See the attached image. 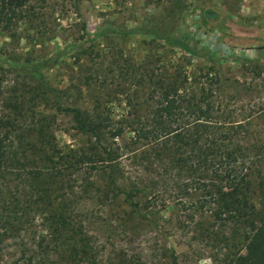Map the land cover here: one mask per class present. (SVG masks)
<instances>
[{"label": "trees", "instance_id": "obj_1", "mask_svg": "<svg viewBox=\"0 0 264 264\" xmlns=\"http://www.w3.org/2000/svg\"><path fill=\"white\" fill-rule=\"evenodd\" d=\"M32 1L0 0V28L8 30L13 22L25 19ZM183 9V0H162L156 15H149L145 23L110 32L140 36L152 45L210 59L211 52L178 26ZM107 31L84 32L78 48L91 52L93 42ZM65 48L18 64L0 59V69L6 65L28 81L26 89H14L13 96L6 98L0 88V244L19 240L23 264H144L121 248L100 261V250L92 245L84 221L74 210L75 202L95 187L93 180L99 177L98 197L111 204L121 198L131 208L118 216L120 223L114 228L143 217L135 199L145 198L147 191L139 188L141 181L124 177L121 160L130 151L117 143L130 133L131 158L137 165L150 167L151 216L157 207L166 208L162 198L167 194L173 207L189 212L190 221L197 214L204 216L197 227L206 237L240 243L241 249L227 264H264V150L239 142L247 137L249 122L245 117L236 120L222 109L215 95L216 76L200 68L188 70L186 62L171 64L157 54L150 55L148 69L144 56L117 72L116 78L130 82L113 85L111 94L131 89L125 100L131 108L145 112L114 120L101 111L100 102L91 110L63 106L60 92L48 86L44 72L75 45ZM90 52L83 50L80 55L89 60ZM109 63L122 69L113 56ZM96 79L89 74L84 85L89 87ZM47 105L69 117L86 145L57 148L42 113ZM150 224L155 225L153 218ZM226 231L227 237L223 236ZM26 244L32 250H24Z\"/></svg>", "mask_w": 264, "mask_h": 264}, {"label": "rangeland", "instance_id": "obj_2", "mask_svg": "<svg viewBox=\"0 0 264 264\" xmlns=\"http://www.w3.org/2000/svg\"><path fill=\"white\" fill-rule=\"evenodd\" d=\"M161 2L45 0L41 3L34 0L29 4L25 19L13 22L8 30L0 28V59L18 64L26 59H42L60 48L75 45L72 51L65 48L66 55L44 72L48 86L60 92L63 106L91 110L95 102H100L101 111L114 120H128L144 111H136L125 100L131 89L125 87L119 94H111L113 85L122 87L130 82L128 78H116L119 70H124L128 63H138L144 56L149 62L145 66L150 69L151 54L163 56L171 64L186 62L188 70L200 68L216 76L215 95L222 109L230 111L236 120L247 118V137L240 138L239 142H245L251 149L258 146L264 150V0H183L184 9L177 17L178 26L199 47L211 52L210 59L152 45L140 36H119L110 32L130 30L136 24L145 23L149 15H156ZM81 24L89 35L101 29L108 30L93 42L91 52L84 47L78 48L85 38ZM83 50L86 54L90 52L89 60L80 55ZM112 56L122 69L110 65ZM0 70L4 71H0L4 98L13 96L14 89H26L25 82L28 81L22 73L6 65ZM89 74H95L97 79L86 87L84 81ZM107 100H110L109 104H105ZM48 106L42 113L57 148L74 149L86 145V138L73 130L69 117L57 114ZM130 136L127 133L117 143L130 151L129 156L124 155L121 160L124 177L130 182L141 181L139 188L147 191L145 198L135 199L136 209L141 210L143 217L127 222L124 228H114L120 223L118 216L130 212L131 208L126 207L121 198L111 204L98 197L96 190L102 187L99 177L93 180L95 187L74 204L75 213L84 221L92 245L100 250L99 260L121 248L128 255L138 256L144 264H227L241 249L240 243L206 237L205 231L197 227L204 216L197 214L190 221L186 217L189 212L173 207L167 194L162 198L167 201L166 208L157 207L156 214L150 215V167L146 168L145 163L137 165L131 158L134 147L128 141ZM150 218L155 225L150 224ZM227 234L226 231L223 236L227 237ZM19 242L16 239L2 241L0 264H23ZM25 246L24 250H32L31 244Z\"/></svg>", "mask_w": 264, "mask_h": 264}]
</instances>
